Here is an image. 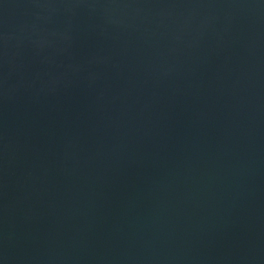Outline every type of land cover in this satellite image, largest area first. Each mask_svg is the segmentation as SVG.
Here are the masks:
<instances>
[{"label": "water", "instance_id": "95a60500", "mask_svg": "<svg viewBox=\"0 0 264 264\" xmlns=\"http://www.w3.org/2000/svg\"><path fill=\"white\" fill-rule=\"evenodd\" d=\"M0 264H264V0H0Z\"/></svg>", "mask_w": 264, "mask_h": 264}]
</instances>
